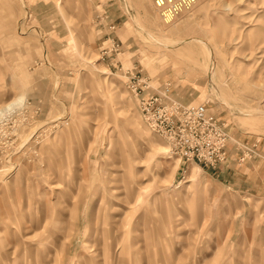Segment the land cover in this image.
<instances>
[{
    "label": "rangeland",
    "instance_id": "obj_1",
    "mask_svg": "<svg viewBox=\"0 0 264 264\" xmlns=\"http://www.w3.org/2000/svg\"><path fill=\"white\" fill-rule=\"evenodd\" d=\"M160 81L219 120L211 167L139 121ZM22 92L0 124V264H264V0L165 21L149 0H0V105Z\"/></svg>",
    "mask_w": 264,
    "mask_h": 264
},
{
    "label": "built area",
    "instance_id": "obj_2",
    "mask_svg": "<svg viewBox=\"0 0 264 264\" xmlns=\"http://www.w3.org/2000/svg\"><path fill=\"white\" fill-rule=\"evenodd\" d=\"M191 1L149 0V4L157 17L165 21ZM127 75L132 81L131 88H137L138 80ZM166 90V82L160 81L155 88L135 99L139 121L161 139L166 153L197 166L211 167L223 157L224 136L219 120L206 111L201 102L178 103L166 97Z\"/></svg>",
    "mask_w": 264,
    "mask_h": 264
},
{
    "label": "clouds",
    "instance_id": "obj_3",
    "mask_svg": "<svg viewBox=\"0 0 264 264\" xmlns=\"http://www.w3.org/2000/svg\"><path fill=\"white\" fill-rule=\"evenodd\" d=\"M28 95L22 92L20 95L13 97L4 105H0V124L11 121L18 115H22L27 106Z\"/></svg>",
    "mask_w": 264,
    "mask_h": 264
},
{
    "label": "bare ground",
    "instance_id": "obj_4",
    "mask_svg": "<svg viewBox=\"0 0 264 264\" xmlns=\"http://www.w3.org/2000/svg\"><path fill=\"white\" fill-rule=\"evenodd\" d=\"M209 71V70H208ZM210 73V71L208 72V74ZM163 147V146H162ZM172 157V156H171ZM175 158V157H174ZM176 159V158H175ZM172 166V165H171Z\"/></svg>",
    "mask_w": 264,
    "mask_h": 264
}]
</instances>
